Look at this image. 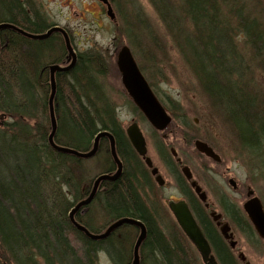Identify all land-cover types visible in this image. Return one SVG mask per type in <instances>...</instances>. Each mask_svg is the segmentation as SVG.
<instances>
[{"label": "trees", "instance_id": "1", "mask_svg": "<svg viewBox=\"0 0 264 264\" xmlns=\"http://www.w3.org/2000/svg\"><path fill=\"white\" fill-rule=\"evenodd\" d=\"M240 1L151 0L179 57L212 110L224 114L230 129L235 128L238 145L253 156L252 160H259L264 169V98L247 83L248 75L257 81L252 72L259 71V66L264 68V25L260 23L264 12L258 8L260 15L255 16ZM130 14L131 19L124 16L126 23L116 30L127 33L132 47L138 48L133 55L161 100L154 76L169 66L170 62H165L169 53L162 36L157 37L155 28L144 19L143 23L137 20L135 30L129 31L133 19H138L132 11ZM29 19L20 0H0V24L9 23L35 35L52 27L46 23L37 27L39 19ZM0 41V264H96L98 254L105 249L114 264H131L139 235L137 227L124 225L107 239L93 241L69 217L73 208L89 197L96 177L109 173L114 161L108 138L100 140L95 157L87 160L62 153L49 141L51 67L69 65L63 36L54 33L47 39L33 40L5 29L0 31ZM111 64L110 57L91 49L78 53L71 70L55 74V144L85 153L93 149L99 132L108 131L115 136L123 164L122 175L116 181L102 182L94 200L75 219L94 234L103 233L123 218L139 220L147 231L142 264H192L188 261V239L164 210L161 197L158 201L149 198L147 186L153 189V184L148 168L125 145L124 140H128L117 117V104L106 83ZM230 65L234 66L233 72L227 70ZM116 74L121 80L120 73ZM255 81L252 87L258 86ZM128 102L143 120V114L129 97ZM172 112L176 114L174 106ZM186 139L194 147L193 137ZM160 150L167 162L168 154ZM177 177L220 264H238L219 241L211 238L209 229L216 227L209 212L183 176ZM225 204L229 210L223 208L226 215L235 218L237 225L249 226L238 221L236 214L240 209Z\"/></svg>", "mask_w": 264, "mask_h": 264}, {"label": "rangeland", "instance_id": "2", "mask_svg": "<svg viewBox=\"0 0 264 264\" xmlns=\"http://www.w3.org/2000/svg\"><path fill=\"white\" fill-rule=\"evenodd\" d=\"M115 1L110 0L116 16V19L112 21L106 15V8L99 0H20L28 10L30 20L39 19L37 27L44 23L52 26L57 25L70 33L78 53L93 49L111 58V75L106 82L109 87V95L117 104V117L121 125L130 124L132 119H136L147 139L148 155L167 183L166 188L153 185V190L160 194L164 210L171 214L167 206L168 201L187 199L182 194L184 192L177 180V176H181V169L178 166H175L174 169L173 166L175 158L170 152L173 148L178 157L193 171L197 181L207 193L212 209L221 213L235 229L238 247L233 255L238 264H242L238 259L240 252L247 257L250 264H264V240H261L256 234L246 235L245 231L241 229L253 228L237 225L223 209L225 207L226 211H229L226 202L243 210V204L247 201L248 186L256 193L261 194L264 204V169L262 164L256 158L252 160L253 156L238 145L234 136L235 128L230 129L231 125L226 122L224 114L221 116L212 110L207 98L197 87L198 83L193 80L191 73L179 57L170 36L167 35L168 31L157 13L155 4L151 0ZM254 2L252 4L253 0L251 2L240 1L241 4H247L255 16L259 17L260 12L257 9L264 12V0H254ZM254 9L256 10L254 11ZM131 11L138 19L132 18L133 25L129 26V31L135 30L133 27L139 24L137 20L143 23L144 19L149 27L155 28L157 37L162 36L169 53L167 54L168 59L165 61L170 62L169 66L163 68L164 71L161 74L154 76L157 81L156 90L173 121L161 133H156V130L148 122L137 116L138 114L128 102L120 78L116 74L120 73L119 70H116L117 56L120 50L124 47L130 48L132 53L138 50L135 45L132 47L130 44L127 33L121 34L119 30H116L118 26H124L125 18L131 19ZM2 15L3 13H1ZM260 21L264 25V20L260 19ZM262 39L264 40V32ZM243 58L247 60L245 56ZM227 70L233 72L234 66L230 65ZM257 70L259 71L252 72L256 73L257 81L248 75L247 83L251 90H257L264 98L262 91L264 89V78L262 79L264 68L259 66ZM254 81L258 84L257 87L251 86ZM210 101L215 104L213 100ZM173 106L176 109V114L172 112ZM194 134L199 136V140H207L211 146L223 149L224 158L221 164L214 163L199 152L195 153V148L190 147V141L186 139L191 135L194 143L197 140ZM160 148L168 154L167 162L162 158ZM261 159L264 160V157ZM229 179L235 180L238 185L237 189L230 185ZM94 209L96 212V207ZM96 264L112 263L104 253L100 252Z\"/></svg>", "mask_w": 264, "mask_h": 264}, {"label": "water", "instance_id": "3", "mask_svg": "<svg viewBox=\"0 0 264 264\" xmlns=\"http://www.w3.org/2000/svg\"><path fill=\"white\" fill-rule=\"evenodd\" d=\"M99 1L104 5H106L107 15L110 17L111 20L114 21L116 19V16L114 14L110 1L109 0H99ZM5 29L16 30L33 40L47 39L53 33L56 32H60L63 34L66 48L70 55L71 64L68 67H61L59 65H53L51 67L52 95L50 99V111H51V121H52V133L49 137V141L56 150L62 153L71 154L80 159H89L94 157L95 154L97 153L100 140L104 137H109L111 140V155L117 165V171L114 175L103 174L96 178L93 190L89 195V197L79 202L70 212L69 214L70 220L77 227L78 230L82 231L87 237H89L93 241H103L107 239L115 230H117L118 228L124 225H130L139 228L140 234L135 244L134 258L132 264H140L139 249L147 233L145 225L141 221L132 218H123L110 225L103 234H94L75 219L76 214H78L83 207L89 205L92 202L101 182L103 181L113 182L116 181L122 175L123 164L117 155L115 140L113 136L107 131L99 132L95 138L93 149L85 153L75 149L57 146L54 142V137L57 132V120L54 112V97L56 92L55 74L57 72H66L71 70L75 66L77 61V55L72 47L67 32L61 29L60 27H52L44 34L35 35L25 32L12 24L1 23L0 31ZM0 49H1V43H0ZM117 67L121 74L122 84L124 86V89L129 95V97L132 99L136 107L142 112L144 117L153 126V128H155L157 131H164L171 124L172 117L168 114L162 103L159 101V99L151 89L149 83L147 82L141 70L139 69V66L136 63L130 48L124 47L120 50L117 56ZM127 134L136 152L143 158L145 164L150 169H152V174L154 176H157L156 178L157 182L160 185H162L163 179L160 175H158V169L154 168L152 160L147 156L148 150L146 146V140L139 126L136 123L132 124L127 129ZM195 148L199 153L204 154L205 156L213 159L216 162H219L220 160L219 156L206 143L198 140L195 142ZM172 153L174 154V156H176L174 150H172ZM182 171L184 176L188 180L192 179V173L188 167L183 168ZM230 184L233 187H236V184L233 180H230ZM192 187L195 189L201 201L206 202L207 195L205 192H202V189L197 185L196 182H192ZM251 194H253L252 191L249 193V197L251 196ZM168 206L170 211L174 215L181 230L184 232V234L187 236L190 242L196 247V249L200 253L203 262L205 264H218L217 261L215 260V257L212 255L211 246L208 240L206 239L203 231L201 230L200 226L198 225L196 219L194 218L193 213L191 212L188 204L185 201H179V202L170 201L168 203ZM243 208L249 220L251 221L252 225L259 234V236L261 238H264V209L261 201L256 197L251 198L244 204ZM219 216L220 215L216 216L215 214H212L214 220H217ZM229 229L230 228L228 225L221 226V232L224 235L227 234ZM243 259H245L244 256Z\"/></svg>", "mask_w": 264, "mask_h": 264}, {"label": "flooded vegetation", "instance_id": "4", "mask_svg": "<svg viewBox=\"0 0 264 264\" xmlns=\"http://www.w3.org/2000/svg\"><path fill=\"white\" fill-rule=\"evenodd\" d=\"M30 20V19H29ZM31 21V20H30ZM69 36H70V39H71V35L69 34ZM72 41V40H71ZM72 46H73V48H74V51H75V53L76 54H78V52L76 51V49H75V47H74V44H73V42H72ZM69 60V59H68ZM127 95V94H126ZM144 121H146V119L144 118L143 119ZM136 121V119H132L131 120V122H130V124H125V125H122V129H123V131H124V134H125V136H126V138H127V140H128V142L127 141H125L124 139V142H125V145H128L129 147H131V149L133 150V151H135L136 152V150H135V148H134V146H133V144L131 143V140L129 139V136H128V134H127V129L131 126V124H134V123H136L135 122ZM147 122V121H146ZM140 126V125H139ZM155 131V130H154ZM156 133H157V131H155ZM159 133V132H158ZM112 134V133H111ZM145 136V135H144ZM113 137H115L114 135H113ZM164 137V136H163ZM164 138H166V136L164 137ZM109 139V138H108ZM145 139H146V137H145ZM114 140H115V138H114ZM109 141H110V139H109ZM111 142V141H110ZM115 143H116V141H115ZM146 143H147V146H148V142H147V139H146ZM208 144V143H207ZM214 149V148H213ZM172 150V149H171ZM171 150H170V152H171ZM214 151H215V153L219 156V158H220V160H219V164H221L222 162H223V158H224V155H223V149H220L219 147H216L215 149H214ZM137 153V152H136ZM172 153V152H171ZM138 156H139V154H138ZM174 157V156H173ZM175 158V163H174V169H175V166H178V168H180L181 169V175L183 176V174H182V169H183V167H185L186 165H185V163H184V161L181 159V161H179L180 160V158L178 157V154H177V157H174ZM142 159V158H141ZM143 160V159H142ZM191 169V168H190ZM159 170V169H158ZM117 171V165H116V163H115V161H114V165H110L109 166V169H108V172L109 173H106V174H110V175H113V174H115V172ZM148 171H149V177H150V180L152 181V184L153 185H156V186H158L159 188H166V181H165V179L161 176V174H160V171H159V174L158 175H160L162 178H163V184L162 185H160L158 182H157V176H154L153 174H152V169H148ZM192 171V170H191ZM192 174H193V179L192 180H188L185 176H183V179H184V182L186 183V185H188L190 188H191V190L195 193V191L193 190V188H192V181H196L197 182V184H200L198 181H197V179H196V177H195V175H194V173H193V171H192ZM229 180H231V179H229ZM235 181V180H234ZM235 184H236V187H233L234 189H237L238 188V185H237V183L235 182ZM151 185V184H150ZM177 185H178V183H177ZM151 186H147V190H146V192L148 193V196H149V198H151L152 200L154 199V200H156V201H158V199H159V197H160V195H158V194H154V192H153V189H151L150 188ZM181 190L183 191V188H181ZM253 192V194H251V196L249 197V193L250 192ZM183 195H184V197L186 198V195H185V193H182ZM196 194V193H195ZM261 194H258V193H256L250 186H248L247 187V190H246V198L247 199H249V198H254V197H257V198H259L260 199V201L262 202V197L260 196ZM197 196V195H196ZM198 198V197H197ZM176 201H179V200H176ZM186 201L188 202V200L186 199ZM229 204V203H228ZM262 204H263V202H262ZM231 207H234L235 208V205H231V204H229ZM263 206H264V204H263ZM191 207V206H190ZM204 208L209 212V214L211 215L213 212H215L213 209H212V204L209 202V204L208 205H206V204H204ZM192 209V208H191ZM221 216H219L218 218H217V220L215 221L212 217V221H213V223H214V225H215V227H216V229H209L210 230V234H211V238H213L215 241H219V243L222 245V247L223 248H225V250L227 251V253H229L234 259H235V257H234V252L237 250V247H238V241L236 240V234H235V229H233L232 228V225H231V223L230 222H228V221H226L224 218V216L222 215V214H220ZM236 215H238L237 216V219H238V221L239 222H244V224H246V222L249 224V226H251L252 228H253V226H252V224H251V222H250V220L248 219V217H247V215L244 213V211L243 210H241V212L239 213V214H236ZM234 219V221H235V218H233ZM236 222V221H235ZM226 224H228L229 225V230H228V232H227V234H223L222 232H221V226H223V225H226ZM139 229V228H138ZM241 230H244L245 231V233H246V235L247 234H256L261 240H264L263 238H261L260 236H259V234L257 233V231H256V229H241ZM140 231V230H139ZM139 236V235H138ZM207 236H208V234H207ZM226 237H228V238H226ZM208 239L210 240V238L208 237ZM144 242V241H143ZM211 244V243H210ZM142 245H143V243H142ZM142 245L140 246V249H139V259H140V264H142V262H143V252H142ZM146 245H147V243H146ZM134 248H135V244H134V247H133V250H132V254H133V258H134ZM211 248H212V253H213V255H214V257H215V259H216V261L220 264V262H219V259H218V257H217V254H216V250H215V247H214V245H212L211 244ZM102 253H104L105 255H106V257L110 260V262L112 263V264H114V262H113V260L111 259V257H110V255H109V253L106 251V249L105 250H102L101 251ZM188 254H189V259H188V261L190 262V263H192V264H205L204 262H203V259H202V257H201V255H200V253L198 252V250L192 245V244H190V250L188 251ZM243 256H245L243 253H239V255H238V259L241 261V263L242 264H247V263H249L248 261H247V257L245 256V259H243ZM132 262H133V259H132ZM132 262H131V264H132Z\"/></svg>", "mask_w": 264, "mask_h": 264}, {"label": "bare ground", "instance_id": "5", "mask_svg": "<svg viewBox=\"0 0 264 264\" xmlns=\"http://www.w3.org/2000/svg\"><path fill=\"white\" fill-rule=\"evenodd\" d=\"M25 36V35H24Z\"/></svg>", "mask_w": 264, "mask_h": 264}]
</instances>
